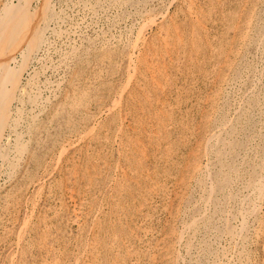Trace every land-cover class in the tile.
<instances>
[{"label": "rangeland", "instance_id": "1", "mask_svg": "<svg viewBox=\"0 0 264 264\" xmlns=\"http://www.w3.org/2000/svg\"><path fill=\"white\" fill-rule=\"evenodd\" d=\"M6 7L0 264H264V0Z\"/></svg>", "mask_w": 264, "mask_h": 264}, {"label": "bare ground", "instance_id": "2", "mask_svg": "<svg viewBox=\"0 0 264 264\" xmlns=\"http://www.w3.org/2000/svg\"><path fill=\"white\" fill-rule=\"evenodd\" d=\"M30 1V0H29ZM45 1V0H44ZM47 3V2H46ZM25 10V9H24ZM24 10H23V13H24ZM188 10H190V9H188ZM5 18L3 17V23H2V25H1V28H0V33L3 31H5L6 29H3V27H4V25H6L7 23H8V27L9 28H13L14 27V31H12L11 30V32H10V30H6V32H9V33H12V35L14 36V40H11V42L13 41V43H16L17 41H18V37L21 35V32H23V30H24V28H25V26H26V24L25 23H27V16L25 15V16H22V12H21V14L20 13H18V12H15V11H13V8H11V7H6V9H5ZM22 16V17H21ZM13 19H14V21H13ZM13 21V22H11V23H9L10 21ZM201 23V22H200ZM25 24V25H24ZM13 26V27H12ZM18 33V34H17ZM4 35V34H3ZM6 35V34H5ZM11 35V34H10ZM2 36V35H1ZM139 36V35H138ZM2 38H3V36H2ZM10 39V38H9ZM3 40V39H2ZM8 40V39H7ZM9 41V40H8ZM7 41V42H8ZM6 42V43H7ZM165 42V41H164ZM9 43V42H8ZM2 44H4V43H2ZM10 45V44H9ZM8 45V46H9ZM6 44H5V46H3L2 45V47L0 48V65H5V75H6V77H8V79H4V81H2L1 82V85H2V90L0 91V102H1V100H2V93H3V90H5L6 91V87H7V85L8 84H12V85H14L15 84V81H13L12 82V79H10L11 77L9 76V62H10V58H11V55H9V53H8V47ZM5 53V55H4V53ZM2 54V55H1ZM8 74V75H7ZM132 74V73H131ZM133 76V75H132ZM242 76V75H241ZM241 82V81H240ZM239 87V86H238ZM16 88V87H15ZM163 89V88H162ZM137 93V92H136ZM120 98V97H119ZM118 104V103H117ZM117 106V105H116ZM9 109H10V105H9V103L7 104V105H5V107L4 108H0V111H2L3 112V114H8L9 113ZM9 115V114H8ZM226 125V124H225ZM92 129H93V127H92ZM92 132V131H91ZM86 135H88V134H86ZM63 147V146H62ZM66 151V150H65ZM62 156V155H61ZM52 174V173H51ZM116 178V177H115ZM261 178V177H260ZM210 179V178H209ZM211 180V179H210ZM138 182V181H137ZM113 183V182H112ZM236 183V182H235ZM258 185V184H257ZM41 187V186H40ZM258 188V187H257ZM67 189V188H66ZM72 192V191H71ZM65 193V192H64ZM249 196V195H248ZM247 196V197H248ZM203 197V196H202ZM254 198V197H253ZM72 199V198H71ZM247 204V203H246ZM259 206V205H258ZM242 208H243V206H242ZM248 212V211H247ZM245 213H246V211H245ZM181 216V215H180ZM252 216V215H251ZM242 217V216H241ZM193 220V219H192ZM194 221V220H193ZM136 225V224H135ZM193 225V224H192ZM188 226V225H187ZM240 229V228H239ZM238 231V230H237ZM239 236V235H238ZM237 242H238V240H237ZM229 243V242H228ZM91 244V243H90ZM230 244V243H229ZM235 245V244H234ZM18 250V249H17ZM178 252V251H177ZM180 255V254H179ZM232 256L233 255H231V258H232ZM12 259V258H11ZM182 259V258H181ZM233 260V259H232ZM14 261V260H13ZM12 261V262H13ZM245 262V261H244ZM78 263V262H77ZM177 264V263H176ZM227 264V263H226ZM228 264H229V262H228Z\"/></svg>", "mask_w": 264, "mask_h": 264}]
</instances>
